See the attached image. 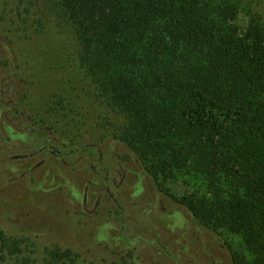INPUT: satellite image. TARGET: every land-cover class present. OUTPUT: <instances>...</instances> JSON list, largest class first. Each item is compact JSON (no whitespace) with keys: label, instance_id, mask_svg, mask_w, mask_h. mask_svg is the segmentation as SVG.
<instances>
[{"label":"rangeland","instance_id":"obj_1","mask_svg":"<svg viewBox=\"0 0 264 264\" xmlns=\"http://www.w3.org/2000/svg\"><path fill=\"white\" fill-rule=\"evenodd\" d=\"M54 0H0V264H232L242 240L160 193L121 143L126 117L81 66ZM264 27V0H244ZM235 24L246 31L249 16ZM169 193H185L168 183ZM14 253V254H13Z\"/></svg>","mask_w":264,"mask_h":264},{"label":"trees","instance_id":"obj_2","mask_svg":"<svg viewBox=\"0 0 264 264\" xmlns=\"http://www.w3.org/2000/svg\"><path fill=\"white\" fill-rule=\"evenodd\" d=\"M53 3L77 35L86 76L126 117L118 140L157 190L205 229L238 236L248 255L233 252L232 264H264V27L251 4ZM238 10L249 16L246 31ZM168 183L185 193L170 194ZM0 239L3 251L18 250Z\"/></svg>","mask_w":264,"mask_h":264}]
</instances>
